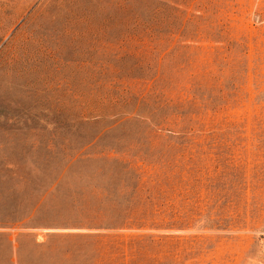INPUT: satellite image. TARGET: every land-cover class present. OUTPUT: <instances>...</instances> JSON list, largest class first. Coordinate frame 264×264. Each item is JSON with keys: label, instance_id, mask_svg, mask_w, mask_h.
I'll use <instances>...</instances> for the list:
<instances>
[{"label": "rangeland", "instance_id": "obj_1", "mask_svg": "<svg viewBox=\"0 0 264 264\" xmlns=\"http://www.w3.org/2000/svg\"><path fill=\"white\" fill-rule=\"evenodd\" d=\"M0 264H264V0H0Z\"/></svg>", "mask_w": 264, "mask_h": 264}]
</instances>
